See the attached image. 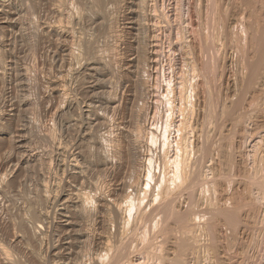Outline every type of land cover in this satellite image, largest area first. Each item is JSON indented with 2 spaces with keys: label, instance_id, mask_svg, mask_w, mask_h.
<instances>
[{
  "label": "rangeland",
  "instance_id": "374dc122",
  "mask_svg": "<svg viewBox=\"0 0 264 264\" xmlns=\"http://www.w3.org/2000/svg\"><path fill=\"white\" fill-rule=\"evenodd\" d=\"M262 32L264 0H0V264H264Z\"/></svg>",
  "mask_w": 264,
  "mask_h": 264
},
{
  "label": "bare ground",
  "instance_id": "6f19581e",
  "mask_svg": "<svg viewBox=\"0 0 264 264\" xmlns=\"http://www.w3.org/2000/svg\"><path fill=\"white\" fill-rule=\"evenodd\" d=\"M207 10H208V9H207ZM71 16H72V15H71ZM72 17H73V16H72ZM72 20H73V19H72ZM262 34H263V32H262ZM263 35H264V34H263ZM261 36H262V35H261ZM263 41H264V40H263ZM258 43H259V42H258ZM260 48H261V47H260ZM139 49H140V48H139ZM260 51H261V50H260ZM72 52H74V51H72ZM73 54H74V53H73ZM73 54H72V56H73ZM137 64H138V63H137ZM249 64H250V63H249ZM261 66H262V65H261ZM253 71H254V70H253ZM249 72H250V70H249ZM251 82H252V81H251ZM239 102H240V101H239ZM182 108H183V107H182ZM186 111H187V110H186ZM182 120H183V119H182ZM183 124H184V123H183ZM184 125H185V124H184ZM185 127H186V125H185ZM179 128H180V127H179ZM183 128H184V127H183ZM180 130H181V129H180ZM182 131H183V130H182ZM182 131H181V132H182ZM104 137H105V136H104ZM183 150H184V149H183ZM185 150H187V149H185ZM184 152H186V151H184ZM186 154H187V153H186ZM182 155H183V154H182ZM179 156H180V155H179ZM181 158H182V157H181ZM176 159H177V158H176ZM173 162H174V161H173ZM184 162H185V161H184ZM262 164H263V163H262ZM183 165H184V164H183ZM184 166H185V165H184ZM76 167H77V166H76ZM181 169H182V168H181ZM169 172H170V171H169ZM257 173H258V172H257ZM175 177H176V176H175ZM165 180H166V179H165ZM170 180H171V179H170ZM170 184H171V183H170ZM263 195H264V194H263ZM78 196H79V195H78ZM78 196H77V197H78ZM81 196H82V195H80L79 198H81V199L83 198V201H82V203H83V207H85L86 205L88 206L89 201H88V199H85L86 196H85V197H83L84 195H83L82 197H81ZM79 198H78V201H79ZM90 199H91V198H90ZM76 201H77V200H76ZM91 201H92V200H91ZM94 202H95V200H94ZM213 202H214V201H213ZM78 203H79V202H78ZM82 203H81V204H82ZM90 203H91V202H90ZM161 203H162V202H161ZM85 204H86V205H85ZM84 205H85V206H84ZM116 205H117V203H116ZM116 205H115V206H116ZM87 206H86V207H87ZM81 207H82V205H81ZM169 207H170V206H169ZM92 208H93V206H92ZM114 208H115V207H114ZM118 208H119V207H118ZM85 209H86V208H85ZM164 209H165V208H164ZM77 210H78V209H77ZM81 212H82V211H81ZM165 212H166V211H165ZM164 214H165V213H164ZM126 215H127V214H126ZM84 219H85V218H84ZM228 220H229V218H228ZM175 222H176V221H175ZM235 226H236V225H235ZM159 231H160V230H159ZM144 233H145V232H144ZM159 233H160V232H159ZM83 236H84V235H83ZM87 238H88V237H87ZM142 241H143V240H142ZM108 242H109V241H108ZM110 242H111V241H110ZM164 242H165V241H164ZM84 243H85V242H84ZM132 243H133V242H132ZM136 245H137V243H136ZM0 246H1V245H0ZM138 246H139V245H138ZM156 247H157V246H156ZM0 248H2V247H0ZM148 248H149V247H148ZM158 248H159V247H158ZM160 249H161V248H160ZM1 250H2V249H1ZM111 250H112V249H111ZM133 250H134V249H133ZM138 250H139V249H138ZM3 251H4V250H3ZM109 251H110V250H109ZM186 252H187V251H186ZM196 252H197V250H196ZM156 253H157V252H156ZM148 254H149V253H148ZM159 254H160V253H159ZM154 255H155V254H154ZM214 255H215V254H214ZM148 256H149V255H148ZM199 256H200V255H199ZM156 257H157V256H156ZM183 257H184V256H183ZM185 257H186V256H185ZM119 258H120V256L118 257V259H119ZM97 259H98V258H97ZM97 259H96V260H97ZM162 262H163V261H162ZM99 263H100V262H99ZM116 263H117V262H116ZM180 263L182 264L183 262H180ZM180 263H179V264H180ZM89 264H90V263H89ZM113 264H115V263H113ZM118 264H119V263H118ZM175 264H178V262H177V263L175 262ZM184 264H185V263H184Z\"/></svg>",
  "mask_w": 264,
  "mask_h": 264
}]
</instances>
